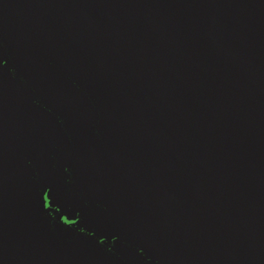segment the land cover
I'll return each mask as SVG.
<instances>
[{
	"label": "water",
	"instance_id": "1",
	"mask_svg": "<svg viewBox=\"0 0 264 264\" xmlns=\"http://www.w3.org/2000/svg\"><path fill=\"white\" fill-rule=\"evenodd\" d=\"M0 264H264V0H0Z\"/></svg>",
	"mask_w": 264,
	"mask_h": 264
}]
</instances>
